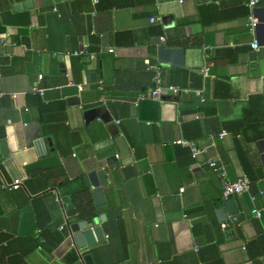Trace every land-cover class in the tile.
Wrapping results in <instances>:
<instances>
[{
  "label": "crops",
  "instance_id": "1",
  "mask_svg": "<svg viewBox=\"0 0 264 264\" xmlns=\"http://www.w3.org/2000/svg\"><path fill=\"white\" fill-rule=\"evenodd\" d=\"M150 65L189 92L136 103ZM209 158L251 191L225 198ZM96 218L123 264H264V0H0V264H83L70 227Z\"/></svg>",
  "mask_w": 264,
  "mask_h": 264
},
{
  "label": "built area",
  "instance_id": "2",
  "mask_svg": "<svg viewBox=\"0 0 264 264\" xmlns=\"http://www.w3.org/2000/svg\"><path fill=\"white\" fill-rule=\"evenodd\" d=\"M262 0H244V3L246 4L247 7H249L251 9V11L254 9V7H256ZM159 20V17H152L151 21L155 22ZM248 24H249V29L251 32H254L256 30V27L259 24V19L253 14V12H251L248 16ZM160 40L162 42H165L166 40V36L162 35L160 37ZM254 49H258L259 48V43L258 41L254 42L252 44ZM109 51L113 52L114 48L111 47L109 49ZM89 53V51L85 50V51H81V53ZM80 53V52H78ZM77 53V54H78ZM150 69H152L155 72V76H154V87L147 92H141L138 97L136 98V103H138L141 100H145V99H153V100H163V96L165 95V93L167 92H171V93H180V92H184L187 93L189 92L188 88H184L181 87L179 85H175V84H165L163 82V78H162V74L161 71L159 69L158 66L156 65H150L149 66ZM203 71L206 73V75L208 74L209 71V67H205L203 69ZM40 91H42V89H40ZM196 93L198 95L202 96V90L201 89H196ZM13 97H16L17 94L13 93L12 95ZM102 101H106L107 98L106 97H102L101 99ZM118 123H120V121H118ZM226 134V131H224V133L221 134V137H223ZM176 143H180L183 145H188L192 148V153L194 157H197V155L200 153V149L191 141L187 140V139H178L176 141ZM207 164L212 167L214 170H216L219 174L220 180H221V184L223 186V195L225 198H229L231 196H235V195H241L243 193L246 192H250L251 191V187H252V180L248 175H243L238 177L235 180H232L229 178L228 176V172L225 168V166L221 163H219L218 159L216 158H209L207 160ZM21 186V183L19 182H12V183H7L4 184V187H9L11 189H17ZM183 190V188H182ZM251 199L252 201L255 203L257 200V195L252 194L251 195ZM61 201V200H60ZM252 212L254 213V215L258 218L262 217L263 215V207H259V206H254L252 209ZM234 222L238 221V217L237 216H233L232 217ZM222 228L227 229L229 227V223L228 222H223L221 224ZM65 225H62V228H64ZM104 237H108V235H104ZM98 240V239H97Z\"/></svg>",
  "mask_w": 264,
  "mask_h": 264
},
{
  "label": "water",
  "instance_id": "3",
  "mask_svg": "<svg viewBox=\"0 0 264 264\" xmlns=\"http://www.w3.org/2000/svg\"><path fill=\"white\" fill-rule=\"evenodd\" d=\"M185 48L183 47H168L165 44H160L158 47V60L162 63H172L174 65L182 64V57L184 55ZM88 79L91 77L94 79L96 75L88 74ZM97 177L98 182H94L93 178ZM84 180L87 186L93 188V194L98 206L105 204V194L104 187L108 185L105 171H99L98 173L86 174ZM93 181V182H92ZM221 218H228V213L221 208L220 210ZM104 218V215L101 216ZM96 219H91L88 221H81L72 224L70 227L74 233V239L76 241L78 249L92 248L91 251L87 253L80 254V258L83 264H123L119 261H114L109 256L98 248V244L104 241V235L101 228L96 225ZM98 239V240H97Z\"/></svg>",
  "mask_w": 264,
  "mask_h": 264
}]
</instances>
